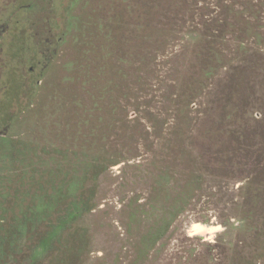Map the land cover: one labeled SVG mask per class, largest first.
Returning a JSON list of instances; mask_svg holds the SVG:
<instances>
[{"label": "rangeland", "instance_id": "374dc122", "mask_svg": "<svg viewBox=\"0 0 264 264\" xmlns=\"http://www.w3.org/2000/svg\"><path fill=\"white\" fill-rule=\"evenodd\" d=\"M41 1L64 45L28 102L7 61L0 128L25 133L2 140L0 211L21 226L81 175L89 206L38 264H264V0Z\"/></svg>", "mask_w": 264, "mask_h": 264}, {"label": "flooded vegetation", "instance_id": "af4514ba", "mask_svg": "<svg viewBox=\"0 0 264 264\" xmlns=\"http://www.w3.org/2000/svg\"><path fill=\"white\" fill-rule=\"evenodd\" d=\"M13 1L14 0H0V104L2 92L7 85L3 81L5 73H8L9 64L7 61L9 58H12L9 73L11 72L19 76L20 85H23L21 87L22 96L25 97V101L28 102L32 92L29 87V85H31V71L35 66L44 68L49 65L53 60V53L57 54L64 45L63 36H55L52 34L51 28L44 22V13L47 8L49 9L50 3L47 1L48 7L46 8L43 1L31 0L22 5V7L28 8V10L23 18L25 25L23 29L25 40L21 43V51L16 53V50L20 47H18V42L14 39L7 40L8 47L5 48V38L10 36L11 33L10 24L13 14H11L10 6ZM35 25H38L40 31L36 32L33 30ZM33 45H36L34 52L32 51L33 48L31 50ZM38 82H40V80ZM8 122L10 123L6 127L0 128V150L7 151V149H9V152L12 153L14 150L18 149V144L13 142L15 145H11L10 143L3 145L2 140L4 135L7 133H14V137L17 138L21 133L24 134L25 130L22 128L23 119H17V121H15V115L10 117ZM65 166H67V164ZM79 169L80 168H78V171ZM9 170L11 171L12 167ZM80 177L81 183L76 193L74 192V195L69 196L66 194L64 197H60V200L55 196V206L49 213H34V215L29 216V218H25L26 221L21 226L16 225V223L20 219L23 220V218L18 217L16 213H14L15 210L13 208L9 213H7L9 210L6 213L0 211V222L3 223L5 218L11 222L1 227L0 264H38V261L42 259L43 256L48 259V250L50 249L49 243L54 238H57L59 234L64 236L66 231L69 232L73 229L71 226L72 221L76 217L82 215L83 210L89 206V197H85L83 193V177L82 175ZM6 187L7 186L4 184L0 185V194H3L4 197H6ZM2 206L3 202L0 200V210H2ZM160 231L161 230H159V232ZM75 234H77V238L74 237L75 235L67 237V240L71 238L73 242V248L70 253H74V250L77 248L79 250L82 248V243H78L77 245V241L80 240V234L77 231Z\"/></svg>", "mask_w": 264, "mask_h": 264}, {"label": "clouds", "instance_id": "9594fccd", "mask_svg": "<svg viewBox=\"0 0 264 264\" xmlns=\"http://www.w3.org/2000/svg\"><path fill=\"white\" fill-rule=\"evenodd\" d=\"M219 229H216V228H203L201 225L197 224L195 226V228L193 229L194 232L196 231H208V232H216L218 231Z\"/></svg>", "mask_w": 264, "mask_h": 264}]
</instances>
